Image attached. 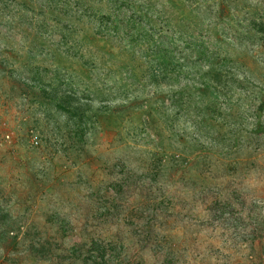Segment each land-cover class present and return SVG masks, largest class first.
<instances>
[{
  "label": "rangeland",
  "instance_id": "374dc122",
  "mask_svg": "<svg viewBox=\"0 0 264 264\" xmlns=\"http://www.w3.org/2000/svg\"><path fill=\"white\" fill-rule=\"evenodd\" d=\"M114 1L0 0V264H264V0Z\"/></svg>",
  "mask_w": 264,
  "mask_h": 264
},
{
  "label": "trees",
  "instance_id": "16d2710c",
  "mask_svg": "<svg viewBox=\"0 0 264 264\" xmlns=\"http://www.w3.org/2000/svg\"><path fill=\"white\" fill-rule=\"evenodd\" d=\"M114 4L117 5V8L109 15H101L99 17L100 23H103L108 28L111 26L112 32H116V29L119 28L120 23L124 26L127 24L132 25L136 23L133 15L126 16V14H124L131 8L126 1L115 0ZM253 27L257 30V32L264 33L263 22H254ZM201 47H192L190 44H188L185 51H177L180 53L179 59L175 58L176 52H173V56L168 61L166 60L164 62L156 63L153 73L154 80L157 81L159 85H167L170 84L177 75L182 74L183 71L187 69L197 76L201 72L204 77H201L200 79L201 81H204L203 85L207 89H210V87H213V89L216 90L228 89L231 80L229 76H227V74L222 71V68H225L226 66L221 64L219 66L221 68H216L212 61L214 59L211 60L209 56V51L205 46ZM181 59L185 64L180 62ZM52 92L57 96L59 90H53ZM62 95L63 104H61L60 110L65 111V113L68 114L71 119L73 117H79L77 122L78 129L76 131L79 133V135H84L88 125L86 124L87 114L82 107V98H80L78 94L72 90H63ZM263 108L264 107H261L260 110ZM93 258L94 257L92 256L90 257V259Z\"/></svg>",
  "mask_w": 264,
  "mask_h": 264
}]
</instances>
